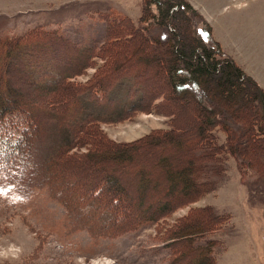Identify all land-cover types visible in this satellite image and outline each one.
Masks as SVG:
<instances>
[{
    "label": "rangeland",
    "instance_id": "1",
    "mask_svg": "<svg viewBox=\"0 0 264 264\" xmlns=\"http://www.w3.org/2000/svg\"><path fill=\"white\" fill-rule=\"evenodd\" d=\"M187 1L207 24L200 26L210 30V41L264 91V0ZM155 12L149 0H0V102L9 98L6 84L11 100L37 115L25 125L14 113L13 138L40 133L20 170L0 169V264H264V175L255 162L238 164L229 155L213 165L208 150L196 161L199 105L170 92L167 59L139 29ZM153 29L147 35L155 37ZM9 40L24 49L3 60ZM114 52L118 70L110 64ZM34 70L36 77L28 73ZM126 75L135 80L113 83ZM99 84L116 86L98 100L92 93ZM53 97L58 105L49 103ZM51 105L54 113L37 111ZM133 105L143 109L109 120ZM171 112L181 144L155 137L154 146L132 152L128 162L106 152L108 159L88 158L96 145L109 151L107 143L127 145L169 129ZM97 116L104 117L98 129L82 127L97 133L90 147L79 127ZM229 119L228 127L239 124L238 116ZM255 138L251 152L263 154V135ZM189 160L204 164L196 196V185L187 192L171 176ZM72 188L97 198L75 200ZM195 225L204 228L191 231Z\"/></svg>",
    "mask_w": 264,
    "mask_h": 264
},
{
    "label": "trees",
    "instance_id": "2",
    "mask_svg": "<svg viewBox=\"0 0 264 264\" xmlns=\"http://www.w3.org/2000/svg\"><path fill=\"white\" fill-rule=\"evenodd\" d=\"M149 5L155 6L156 12L151 16L152 19H149L148 22L146 21L147 24L138 28L144 32L146 40L150 41L152 44L155 43L158 48L160 47L162 52L160 57H166L167 59L168 70H166V74L167 77L170 78V92L176 93L188 102L195 101L199 105L198 108L201 118L195 135L196 141L200 142V148L199 151L197 149L194 151V153H196V155H194L196 161L200 158V155H202V150H208L213 153V157L211 158L213 165L219 166L221 159L229 155L234 157L238 164H252V162H255L259 166L254 170L264 175V153L262 154L260 151H255L254 154H252L251 152V147L254 148L256 143L255 137L263 135L264 138V91L262 88L258 86L251 77L247 76L232 58L224 54L217 42L210 41V30L204 29L206 26H200L207 24L200 21V14L187 0H149ZM198 19L199 24L196 23ZM152 29L155 32V37L150 35V33L147 35L146 30L150 31ZM133 30L135 29L130 28L129 33ZM201 30L202 32H200ZM133 37L134 35L131 34L126 40H130L129 38L132 39ZM121 39L122 38H119L118 42L116 41L111 45L114 46L118 44ZM1 49L3 52V60H7V57L10 58L13 52L20 53V50L24 48L20 45L19 41L9 40L3 44ZM118 59V55L114 52L110 56V64L113 63L116 66L118 64ZM30 66L31 65L28 64V70L31 69H29ZM36 69H38V67ZM118 69L119 67H117V70ZM28 73L35 77L38 75L36 70L32 72L28 71ZM110 74L112 76L114 73ZM65 80L66 79L61 80V83H65ZM110 80V82L114 81L112 79ZM122 80L134 81L135 77L133 75H126V77L119 78V80L116 79V82L113 83L118 85ZM109 85L102 84V87H100L101 85L99 84L95 86L94 93H92L94 99L105 100L104 97L116 86L109 88ZM4 86H6L5 91H7L6 95L9 98L2 103L0 102V169L4 166H8L10 168L13 167V170L17 171V168L20 170L19 167H22L25 161H29V158L24 157L22 154L25 152L28 154V152L32 153L34 151L40 133L35 137L29 135L28 138L24 135L23 138L18 140L12 137L13 134L8 126L10 124H17L13 121V118H15L13 117L15 116L14 113H18L22 115L20 117L25 118V125H29V118L31 116L37 117V115L34 112L28 115V110L23 108L27 107L26 105L19 104L15 99L13 102L11 100L10 90H8L6 84H4ZM92 90L93 89H91V92ZM91 92L88 96L91 95ZM57 95L58 93L56 96ZM157 95L160 96L162 100L164 99V101L167 98V94L164 92L157 93ZM51 100L53 102L49 103L57 104L54 101V97ZM52 108L56 109V105L39 107L37 111H50L49 109ZM142 109V105H133L130 109L123 111L121 117H109V120H120V118L130 116ZM257 110L259 113L258 117H252V114L256 113ZM50 112L54 113V110ZM171 116H173L172 125L167 130L162 132L155 131L153 134L151 133L127 145H116L106 142L107 145L111 146V151H108L106 149L107 147L104 149V146L96 145L94 146V151H92L94 154L90 152L87 156L93 161L95 159L102 160L103 158L105 160L108 159L105 158L104 155V152H106L109 157L117 161L128 162L132 152L140 150L142 147L147 149L152 145L154 146L156 143L155 137H164V139L166 138L168 142L171 141L173 144L180 143L181 139L175 133L178 129L176 120L174 119L176 114L171 112ZM233 116H238L240 119L239 124L236 125L235 128L228 127L226 124L227 121L230 120L229 118ZM7 118H9L10 123L6 125L5 120H7ZM89 120L90 121L86 123L83 122L79 130L83 126L85 128L88 125H95L96 127L92 129H98L97 127L100 126L104 117L100 119V117L97 116ZM220 128H222V134L225 135L223 141H219L218 138V130ZM234 129L237 131H234ZM21 133L24 134L25 130ZM91 133L89 129L82 128V142L88 143L90 138H94L96 143L98 138L95 134L97 133ZM71 139H73L72 136L70 140ZM88 144L91 145L90 147H93L92 140ZM194 145H192L193 147H191V149L194 148ZM222 153L225 154L220 157ZM249 154L251 158H247ZM196 161L189 160L188 163L182 165V167L180 165V167L177 170L175 169L173 171L174 173L171 174L172 178H174V182L181 185L183 184L187 192L196 185L199 190L193 194L194 196L200 192L201 184L198 181V177L202 174L204 169V164L197 166ZM163 164L166 169L167 167L170 168L167 161H164ZM50 167L51 171L56 174L57 166L54 164V161H51ZM23 170L22 168L21 171ZM1 171L2 170H0V173ZM0 176L2 177L3 175L0 174ZM55 186L58 188V183H56ZM70 193L74 194L75 200L79 198L82 202H90L92 201L91 198H97L90 196L88 192L76 188H72ZM195 226L194 228H190V230L193 231L204 228V225L202 227H198L199 225Z\"/></svg>",
    "mask_w": 264,
    "mask_h": 264
},
{
    "label": "bare ground",
    "instance_id": "3",
    "mask_svg": "<svg viewBox=\"0 0 264 264\" xmlns=\"http://www.w3.org/2000/svg\"><path fill=\"white\" fill-rule=\"evenodd\" d=\"M45 58V57H44ZM59 62V61H58ZM167 104V103H166Z\"/></svg>",
    "mask_w": 264,
    "mask_h": 264
}]
</instances>
